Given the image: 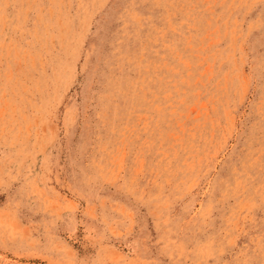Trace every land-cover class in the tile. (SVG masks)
Masks as SVG:
<instances>
[{
    "label": "rangeland",
    "instance_id": "1",
    "mask_svg": "<svg viewBox=\"0 0 264 264\" xmlns=\"http://www.w3.org/2000/svg\"><path fill=\"white\" fill-rule=\"evenodd\" d=\"M0 264H264V0H0Z\"/></svg>",
    "mask_w": 264,
    "mask_h": 264
}]
</instances>
